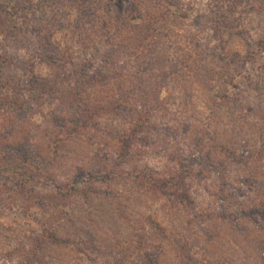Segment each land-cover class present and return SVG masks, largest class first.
Instances as JSON below:
<instances>
[{
  "label": "rangeland",
  "instance_id": "1",
  "mask_svg": "<svg viewBox=\"0 0 264 264\" xmlns=\"http://www.w3.org/2000/svg\"><path fill=\"white\" fill-rule=\"evenodd\" d=\"M8 1L9 3L5 5L7 11L16 12L14 8L16 9L17 2L22 3L19 7L25 10L19 9L16 12L18 14L13 23L17 28L12 30L9 36H4L0 31V56L7 61L4 69L5 79H12L16 83L21 79L26 82L28 78L25 75L32 72L50 78L54 71L51 61L53 58L60 61L59 55L63 51L69 53L73 65L80 66L83 62H88L94 70H101L105 65L104 58L109 55L111 59L116 60V63L119 59L125 62L120 64L124 67L120 68V71L117 65L115 70H108V86L98 87L92 91L94 96L90 97L91 103L88 107L94 109L103 106L100 102L105 96L103 91L109 92L108 94L118 92L124 76L136 75L138 69L143 67L146 72L152 69L149 65L145 67L143 61H138L136 54H133V45L130 41L116 40L118 34H112V37L105 35L102 24L108 21L109 16L117 18L121 13L129 15L130 10L135 7L136 15L141 13L148 16L152 21L149 25L152 31L148 33V40H156V42L160 40L162 44L167 45V48L160 46L155 52L156 57L161 60L159 65L165 63L169 57L174 58L176 47L178 50L191 48L187 52H195L200 56L205 53L208 56L206 65H203L200 57L191 63L192 76L188 80L184 79L183 84L173 82L171 79L167 84L164 82V86L159 87V82L153 78L148 83L146 81V86L142 88L158 105L156 119L151 123L147 122V116L143 114L144 109L140 107V102L137 103L136 96L133 97L134 100H130L128 104L133 105L137 114L128 120L142 121L139 129H144V135L141 136L144 137L143 141L138 143L139 148H142L136 160H132L127 165V159L121 160L118 157L114 164V158H111V163L102 162L99 168L97 157L92 159L91 156L93 150L97 149L95 145L100 143L110 145L112 138L99 135L100 131L92 130L91 124H88V126H80L77 133L69 135L66 132L62 136L61 139H66L69 143L61 146L57 160L50 162L44 172L45 177H54L60 185L71 186L73 185L71 179L75 173L100 171L105 173L102 170L104 165L111 166L109 171L107 170L111 172L108 175L114 176L118 182L125 179L127 176L125 173L134 168H147V172L163 176L166 171H172L177 167L176 160L191 166L190 160L198 159V156L195 157L197 155L195 143L199 136H204L206 148L216 146L222 141V144L227 145L228 140L222 137L226 126L232 131L236 143L233 147L236 149L245 152L241 148V143L244 141H249L253 148L259 146V140L252 132L248 131L246 134L245 126L256 125L264 132V0H231L235 4L226 2L221 8L215 0H169L173 2L171 5L161 0H126L130 4L129 10L126 4L125 8L120 7L121 0H107V2L92 0L93 5L82 0ZM25 1L31 6L30 8ZM82 5L86 8L90 7L89 5L94 7L90 13L94 15L95 20L90 18V24L83 22L81 29L79 19L82 18L80 11ZM135 23L137 25V22ZM77 27L80 33L77 32ZM138 31L134 30L131 35L125 33V36H136ZM163 32L164 37H160ZM47 41L50 43L49 48L45 46ZM136 44H138L137 37L134 45ZM192 44H195L193 49ZM112 45L117 48L115 53H112ZM122 45H127L130 49L126 52L127 57L118 51L119 46L123 48ZM51 48L57 50L52 57L49 53ZM213 57L224 58L225 64L213 61ZM139 59L142 60V56L139 55ZM159 65L155 67L156 75L160 74L157 68L160 67ZM224 65H227V72ZM67 67L69 69L67 71L73 69V66ZM166 67L167 65L162 64V71L167 70ZM57 70L58 68L55 74ZM202 83H206L207 88ZM232 84L241 87L245 102L235 100L227 104L219 101L218 97L236 95L237 90ZM10 91L13 92L11 89ZM258 91L261 93L260 97ZM63 93L68 97V91L64 89ZM247 93L250 98L247 97ZM50 100L54 103L52 98ZM32 109L33 114L29 115L24 124L29 132L14 133L7 140L1 139L0 142V171L4 174L0 176V264H21L22 254L32 245H37L33 239L40 237L50 226L48 222L53 220L61 225L59 237L71 239L84 249L88 246L87 241L93 236L99 240L95 241L98 247H107L115 236L113 238L121 240L123 246L128 248L129 243L136 240V233L139 231V228L138 230L134 228L135 224L149 229L148 232L153 233L152 237L165 245L164 249L158 252L164 264H182L176 259V253L170 246V241H175L177 236H187L186 240L195 255L193 256L198 260L201 256H205L202 249L206 248L208 251H215V255L223 249L228 255V264H241L239 259L245 256V251L248 252L247 257L250 258L251 263L256 262L261 249L259 244L264 243V228L255 227L254 223L245 220L240 225L247 228V233H244L237 230L234 224L239 218L237 215L238 211L242 210V203L248 209L251 201L257 204L260 200L259 195L256 194L257 188L252 183L264 182V172L254 170V164L249 165L246 162L228 165L229 161H226V167L222 171L226 179L223 187L219 185L218 172L211 165L202 163L192 165V170L198 175L188 181L193 191V202L190 205H176L172 211L165 207L163 200L152 201L134 188L132 191L139 194L138 198L122 199L121 197L117 202L111 199L105 201L103 198L86 201L81 196L64 199L62 195H57L56 190L47 187L51 186L47 183L46 186L43 183L34 184L23 193L18 186V171L8 173L3 170L5 167L7 169V163L11 161L14 148L18 149L20 142L28 137L37 141L43 151V157L51 160L52 157L48 154L52 153L54 141L58 136L55 121L51 118H41L37 112L42 108L32 106ZM247 113L250 115L249 118L246 116ZM96 114L103 116L94 118L92 122L100 123L103 129L132 128L124 120L126 111L115 114L121 117L112 113L104 114L102 111ZM4 118L10 119L11 115L0 109L1 125L5 124ZM71 125L72 123H69L68 129L74 130ZM239 128L244 130L241 134ZM1 133L3 131L0 129ZM207 133L211 135L208 136ZM4 142L12 146V149L3 148ZM117 149H114L115 152L111 150L114 153L112 157L117 155ZM93 162H97V166L93 165ZM76 167H80L81 172L76 171ZM248 169L256 171L257 174L248 173ZM10 176L12 179H8ZM30 176L36 174L27 172L26 177ZM80 177L81 182L77 187L86 189L89 186L88 179L85 176ZM122 189L126 191L123 187ZM222 191H225L224 195ZM62 192L67 194L68 189L65 190L63 187ZM194 204L196 208L193 207ZM112 205L121 207L119 210L122 214H113ZM87 210L96 215L93 218L99 227L96 228V225L93 226L88 222ZM63 213L72 217V225L66 224ZM148 216L154 220V226H149L147 223ZM223 216H226V219L221 220ZM256 219H259L257 223H261L260 218L256 217ZM159 226L165 230L168 241L162 240L163 236L157 238V235H163L160 233L163 230L160 232L159 229L157 230ZM262 226L264 227V222ZM223 233L225 235H221ZM214 235H217L216 244L210 242ZM42 251L41 254L50 264L54 261L55 264L79 263L71 250L60 249L59 246L46 244ZM55 258L62 263L56 262ZM82 259L84 260L82 264H92L86 256H82Z\"/></svg>",
  "mask_w": 264,
  "mask_h": 264
},
{
  "label": "trees",
  "instance_id": "2",
  "mask_svg": "<svg viewBox=\"0 0 264 264\" xmlns=\"http://www.w3.org/2000/svg\"><path fill=\"white\" fill-rule=\"evenodd\" d=\"M82 1H85L86 3L89 2L93 5V3H91L92 0ZM161 1H164L165 3L168 2L170 5L173 4V2L169 0ZM215 1L218 3L219 8H221L223 4H226V2L235 4V2H231V0ZM25 2L30 8L31 6L28 5V2ZM105 2H107V0H105ZM8 3V0H0V31L6 37L10 35L12 30H15L17 28V25L13 23L15 21L14 19L16 14H18L16 12H18L19 9L23 11L25 10L22 9V7H19L22 3L17 2V4L15 5L16 9L14 8V11L16 10V12L11 13L6 10L5 5ZM125 4L129 10L130 4H128L126 0H121L120 7H124ZM92 5H89L90 7L88 8L82 5L80 9V11L82 12V18L79 19V21L81 22L79 24L81 26V29L83 27V22H85V24H90V18H93L95 20L94 15L90 13L94 10V7H92ZM135 12L136 7L130 10L129 15L121 13L117 18L109 16L108 21L102 24V29H104L105 35L107 37H112V34H118V39L116 38V40H124L125 42L130 41L133 45V54H136L135 56L137 57L138 61H143L145 67L149 65L152 67V69L146 72L144 71L143 67L141 69H138L139 71L136 73V75H132L130 77L124 76V79H122L123 82L121 81V83L119 84L118 92L115 91L117 93L108 94L109 92L103 91V94H105V96L103 97L102 101H100L103 105L99 107L100 109L88 107V105L91 103L90 97L94 96V93L92 91L97 89L98 87L104 88L105 86H108V70H115V65H117L119 71L123 69L124 67L120 65L125 63L123 60L119 59L116 63V60L111 59V56L109 55L104 58V67L101 70H94L92 65L88 64V62H83L80 66L73 65L72 59L69 57V53H65V51H63L61 55H59L60 61H56L55 58H53L51 61L52 65H50L52 66V68L54 67V71L52 72V75H50V78H45L41 74L38 75L32 72L29 73V75H25L28 78V80L26 79V82L21 79L20 81H18V83H16L12 79L9 80L4 78V69L5 65H7V61H5V59H2V57L0 56V106H3L0 107V109L5 110V113L8 112V114L11 115L10 119H3L5 120L3 121L5 122L4 125L0 124V129L1 131H3V133L0 134V142L2 141L1 139L7 140L10 135L13 136L14 133H24L25 131L29 132L28 128L25 127L24 124L28 120L29 115H32L34 112L32 106L42 108L41 111L39 109V113L37 112V114H39V116L44 119H53V121H55L56 128H58V136L54 141L53 151L51 154L47 153L50 157H52L51 160L43 157V151L38 145L37 141H33V139H30L28 137L20 142L17 147L18 149L14 148L15 151L12 155L11 161L7 163V169L5 167L3 170L8 173H16L18 171V186L21 188L23 193H26L27 188L33 187L34 184L43 183L46 186L47 183V185H51L47 187H51L52 189L56 190V192H58L57 195H62L64 199H70L74 196H81L86 201L90 199L103 198L105 201H107L106 199H111L112 201L115 200L117 202L118 198L121 197H123L122 199H129V197L138 198L139 194H136L134 191H132V189L134 188L136 190H139L145 198L148 197L152 201L160 202V200H163L162 202L166 205L165 207L169 208V210L172 211L174 210L176 205H190L193 202V191L188 181L191 180V177H198V175L197 173L195 174L192 170V165H198L199 163V165H201V163L204 165H211L212 168H214L218 172L217 179L219 180L218 182L219 185L221 184V187H223V184H226V179L224 173L222 172L226 167V161H229V163H227L228 165L244 164L246 162L250 165L252 163L255 165L254 170L261 173L264 172V132L260 131L256 125H247L245 126V132L247 134V132L250 131L256 136L257 140H259L258 147L253 148L251 147L249 141H244L241 143V148L245 150V152L236 149V147H233L236 143L235 139L233 138L234 136L232 135V131L231 129H229V126H226V128L223 129L222 137L224 140H228L227 145L222 144V141L216 146L206 148L204 147V136H199V138L196 137L198 139L197 143H195L197 153L195 157L198 156V161L193 158L189 162L191 166H187L185 165V163L178 162V160H176L177 167L172 171H166L163 176L149 173L147 172V168H134L133 170L125 173L127 174L126 177L124 176L125 179H121L120 182H118V180L115 179L114 176L109 177L108 175L109 173H111L108 172L111 166L108 167L104 165L102 167V170H104L105 173L101 171L99 173H75V175H73L71 179L73 184L71 186H69L68 184L60 185L54 177H45L44 172L47 170L48 165L50 164V162H55V160H57L59 149L61 148V146H65L68 142L66 139H61L62 136L66 132H68L69 135L73 134L74 132L77 133L79 132L80 126H88V124H91L90 126L92 130L98 132L100 131L99 135L101 134L102 136H106L110 139L112 138L111 144L113 146L111 144L109 145L108 143H100L99 145H95L97 149L93 150L91 156L92 159L94 157H97L96 161H99V163L96 162L98 167L101 168L102 162L111 163V158H114L113 160L115 164V159H118V157L121 160L127 159V165H129V162H131L132 160H136L140 155L139 150L142 147L139 148L138 143H140V141L142 142L144 138L141 137L142 135H144V129H139L141 126L139 124L142 121L139 120L135 122L133 120L134 122H132L131 120H128L131 118V116H136L137 114V111L134 109L133 105L128 104L130 103V100H134L133 97L136 96L137 103L140 102V107L144 109L143 114L147 116V122L151 123L152 120L156 119L155 113L158 111V105L155 104L156 102L149 95V93L145 92L142 88L146 86V81L148 83L153 78L159 82V87L164 86V82L165 84H167L168 80L171 79L173 80V82L175 81L178 84H183L184 79L188 80L192 76L193 71L191 63H194L196 58L200 57L203 65L207 64V54L203 53L200 56V54H195V52H187L190 51L191 48L189 50H187V48H179L178 50L176 47L174 49L176 52L174 58L172 59L169 57V59L165 63L163 62L159 65L158 63L161 62V60L159 61L160 58L156 57L157 54H155V52L158 51L160 46L167 48V45H164V43L162 44V41L160 40L157 42L156 40H148V33L152 31L149 25H151L152 21L148 16H144L141 13L136 15ZM96 18L99 19L98 16H96ZM135 22H137V25ZM60 25L61 23L59 22V26ZM56 28L58 29V27ZM137 29H139V31ZM76 30L78 33L81 32L79 31V27H77ZM134 30L138 31L137 35L130 36ZM125 33H129L130 37H126ZM159 36L164 37V32ZM136 37L138 39V44L134 45ZM49 44L50 43L47 41L45 43V46L49 48ZM192 46L193 49L195 47V44H192ZM120 47L121 46H119L118 51L120 53H123V56L127 57L126 52L130 50L128 46L122 45L123 48ZM111 50L112 53H115L117 51V48L112 45ZM56 52L57 50L55 48H51L49 51L50 57L54 56ZM139 55L142 56V60L139 59ZM180 56L181 58L179 59ZM213 61L220 64H225L224 58L213 57ZM162 64L167 65V70L162 71ZM68 65L73 66V69L67 71L69 70L67 67ZM157 65L160 66L157 67L160 71V74L158 75H156L155 72V67ZM127 66H129V64ZM224 67L227 72V65H224ZM56 68H58V70L55 74ZM202 68L207 69L206 67ZM196 75L200 76L199 74ZM117 79L120 80L119 77H117ZM202 84H204V87L207 88L206 83ZM232 86L237 90L236 95L234 97L229 95L218 97L219 101L222 103L226 102L227 104H230V102L233 101L235 102V100L245 102L241 87H237L233 84ZM10 89L13 92H11ZM64 89L65 91H68L69 101L68 97L63 93ZM259 94L260 97L261 93L259 92ZM246 95L248 98L251 97L248 93ZM50 98H52L54 103L50 102ZM61 102L63 103V105ZM233 106H235V104H233ZM5 107H7V109H5ZM99 111L104 112V114L112 113L114 115L116 113L120 114L121 112L124 113L126 111V116H123L125 118L124 120L127 121L128 126L132 128H121L116 130L111 127H107L104 129L103 127L101 128L100 123L92 122L94 118H97L98 116L99 118H101V116H103L96 114ZM115 116L121 117V115ZM246 116L249 118L250 115L247 113ZM69 123H72L71 126L74 127V130L68 129ZM133 125H135V127H133ZM242 128H239L240 134L244 131ZM205 134L206 133H204V135ZM207 135L210 136L211 134L207 133ZM48 136H45V138H47ZM229 137L230 139H228ZM2 147L6 149H12V146L7 144L6 142L2 144ZM116 148H118L116 153L117 155L115 157H112L114 154L112 153V151H114V149ZM96 163L93 162V165L97 166ZM221 167L223 169H221ZM78 168L79 170H77ZM76 171L81 172V168L76 167ZM256 171L253 172L248 169L247 172L250 174L255 173L256 175ZM27 172H30V174L35 173L36 176L26 177ZM248 173L247 175H249ZM2 174L3 172L0 171V176ZM80 176H85V178L87 177L88 179L89 186L86 189L77 187V185L81 182ZM8 179H12V177L10 176V178ZM252 184H254L257 188L256 194L259 195L260 200H258L259 202L257 204L254 201H251L248 209H246L244 207V204L242 203V210H239L237 215L239 218H237V221L234 223L235 228L239 231H244V233H247V228L240 225L245 220H247L249 223H254L255 227H258L260 229L264 228L263 226L261 227V224H263L264 222V182L256 181ZM125 186H130L131 188H127ZM63 187L65 188V190L68 189L67 194H64L62 192ZM122 187L126 189V191H124ZM224 194L225 191H222V195ZM193 207L196 208V205L194 204ZM120 208L121 207H118L117 205H112L113 214H122L119 210ZM63 214L66 217V224L72 225V217L66 213ZM86 214L88 222H91L93 226L96 225L97 221L93 218L96 215L88 210L86 211ZM256 217L261 219V223L256 222L259 221V219H256ZM146 219L147 223H149V226L155 225L154 220L150 218V216H148V218L146 217ZM220 219H226V216H223ZM48 223L50 224V226L46 229V231H44L40 237L33 239V241H36L37 245H32V247L27 252L22 254V257L20 259L21 264H50L45 260L44 255L41 254V251L46 244H51L53 247L59 246L60 249L64 250H71L76 255V258L78 259L77 261H79V263L77 264H82V262H84L82 256H86V258L92 264H164L161 261L162 258L160 257V254L158 255V252H161L162 249H164L165 245L161 244V241H159L155 237L153 238V233H149V229H144L145 227H138L135 224L133 225L135 229L139 228V231L136 233V240L129 243V250L128 248H125L123 246L124 243L121 240L113 238L115 236L112 237V241L111 243H109L110 245L108 244L107 247H103L104 249L102 247H98V245L96 244V242L99 241L97 237H90V241H87L88 246L84 249L80 247V244L71 241V239L58 236V233L61 230L60 223H57V221L54 220ZM97 227L99 226L96 225V228ZM159 227L157 228V230L159 229V232L160 230H163V232H160L163 235L159 234L157 235V238L158 236L159 238H162L163 236L162 240H167L168 235L166 234L165 230ZM221 235H225V233ZM216 237L217 235L212 236L210 241L212 242V244H216ZM186 239H188L187 236H177V238L175 237V241L169 240L170 246L176 253L175 257L179 260L180 263L228 264V255L223 251V249L219 250V253L215 255V251H208L206 248H203L202 252L205 253V256H201V259L199 260L194 258L195 255L189 242ZM80 242H82V245H85L83 241ZM259 246V248H261L259 250L260 254L257 256L255 263H251L250 258L247 257V251L244 252L245 256L239 259L240 263L264 264V243H260ZM213 255L215 256L213 259H211ZM57 258H55V260H57L56 262L62 263V261L58 260ZM53 264H55V261Z\"/></svg>",
  "mask_w": 264,
  "mask_h": 264
}]
</instances>
